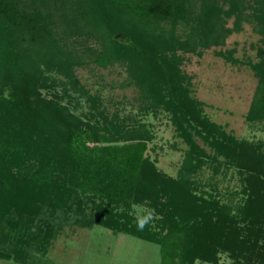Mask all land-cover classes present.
I'll use <instances>...</instances> for the list:
<instances>
[{"label":"trees","instance_id":"1","mask_svg":"<svg viewBox=\"0 0 264 264\" xmlns=\"http://www.w3.org/2000/svg\"><path fill=\"white\" fill-rule=\"evenodd\" d=\"M253 2L246 7L251 11L248 16L242 0H0V176L7 178L0 179L8 185L0 194V240L6 241L5 223L14 229V222L35 208L33 201L40 205L53 201L43 194L50 184L56 191L80 190L98 196L101 206L96 222L157 244L163 264L215 263L218 251L236 248L235 254L242 256L240 252L249 246L248 237L252 245L264 238L262 157L256 147L198 120L201 105L189 97L174 54L181 44L189 50L174 39L178 24L183 26L182 34L186 31L190 41L202 48L223 42L228 33L223 16H235L237 29L247 17L248 22L255 20V31L264 37V0ZM225 4L227 11L222 8ZM120 33L130 39V46L114 39ZM167 41L178 47L166 46ZM46 46L57 49L70 65H85L89 60L104 68L126 60L128 69H136L138 79L156 86L155 96L166 99L164 106L174 109L175 105L176 123L182 120L177 117L181 113L198 121L200 129L193 131L224 157L220 167L239 172L241 204L231 207L195 197L188 174L177 181L159 179L157 188L151 184L155 171L145 155L146 144L131 134L125 138L115 116L100 111V125L74 115L62 106L61 97L43 98L44 78L36 73L48 54L38 52L30 57L26 48L39 51ZM158 48L161 51L155 52ZM229 56L226 60L232 62ZM250 67L258 83L249 114L264 120V57ZM109 124L115 132L109 131ZM9 181L29 188L31 196L17 191L18 198L13 199L14 186ZM160 198L165 203H159ZM133 205L148 207L162 219L154 227L148 223L143 230H129L121 221L130 220L127 212Z\"/></svg>","mask_w":264,"mask_h":264},{"label":"rangeland","instance_id":"2","mask_svg":"<svg viewBox=\"0 0 264 264\" xmlns=\"http://www.w3.org/2000/svg\"><path fill=\"white\" fill-rule=\"evenodd\" d=\"M242 1L244 14L249 16L254 0ZM222 8L227 11L229 6L225 4ZM223 18L226 21L224 28L228 30L223 42L205 48L191 42L186 31L182 34L183 26L177 25L174 39L189 49L181 48L182 44L175 48L174 54L180 61L178 73L189 88V97L201 105L198 120L215 125L217 131L251 148L256 147V153L264 162V120L249 114L258 83L250 65L264 57V37L255 31L258 24L254 19L248 22L247 17L237 29L235 16ZM114 39L124 46L131 45L124 33ZM175 44L167 41L165 45H171L173 49L178 47ZM44 49L26 48L30 57L38 52L48 54L46 61L39 64V74L36 73L37 77L44 78L41 96L46 100L61 97L62 106L70 108L74 115L100 125V111L109 117L115 116L124 128L125 138H131V134L146 144L145 155L155 171L151 184L159 188V179L177 181L188 174L195 187V197L208 202L218 200V205L231 207L240 203L243 198L239 192L242 177L239 172L235 168L220 167L224 157L216 155L209 143L193 131L194 128L200 129L198 121L181 113L177 117L182 120L176 123L174 117L178 111L175 105L174 109L171 105L164 106L163 100L166 99L155 96L156 86L138 79L134 74L136 69H128L126 60L121 58L104 68L89 60L85 65H70L57 49L49 46ZM121 53L118 48L117 54L121 56ZM228 54L232 62L226 60ZM164 55H170V51L165 50ZM108 129L115 132L112 125ZM0 178L7 179L4 175ZM9 183L14 186L13 199L18 198L17 191L30 195L29 188ZM209 183L215 186H209ZM5 189L8 190L7 181L0 179V194L3 195ZM44 189L43 194L49 195L53 201L40 205L32 200L36 202L35 208L31 205L28 217L14 222L17 227L9 230L10 226L5 223L8 232L6 241L0 240V264H163L157 244L113 231L96 222L101 206L98 196L80 190L56 191L51 184ZM157 201L165 203L163 198ZM148 215L153 217L150 227L162 219L160 214L151 213L148 207L133 205L127 212L130 220L124 218L121 223L125 221L129 230L138 229L136 219ZM11 217L16 216L12 214ZM240 225L244 226L243 223ZM154 230L159 232L157 227ZM162 233L165 234L166 230ZM241 235L243 237L244 232ZM249 238L247 250L240 252L242 256L236 255L238 251L234 248L232 251H218L215 263L195 260L194 264H264V238L254 245L250 244L252 239ZM4 243L6 246L2 248Z\"/></svg>","mask_w":264,"mask_h":264},{"label":"clouds","instance_id":"3","mask_svg":"<svg viewBox=\"0 0 264 264\" xmlns=\"http://www.w3.org/2000/svg\"><path fill=\"white\" fill-rule=\"evenodd\" d=\"M135 207V206H134ZM152 215H148L142 218H137L136 219V225L139 230H143L145 226L152 220Z\"/></svg>","mask_w":264,"mask_h":264}]
</instances>
